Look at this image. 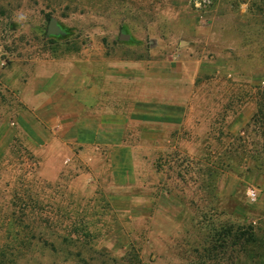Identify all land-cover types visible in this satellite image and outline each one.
<instances>
[{
    "label": "rangeland",
    "instance_id": "374dc122",
    "mask_svg": "<svg viewBox=\"0 0 264 264\" xmlns=\"http://www.w3.org/2000/svg\"><path fill=\"white\" fill-rule=\"evenodd\" d=\"M0 264H264V0H0Z\"/></svg>",
    "mask_w": 264,
    "mask_h": 264
},
{
    "label": "built area",
    "instance_id": "2783aa9c",
    "mask_svg": "<svg viewBox=\"0 0 264 264\" xmlns=\"http://www.w3.org/2000/svg\"><path fill=\"white\" fill-rule=\"evenodd\" d=\"M250 197H251L252 200L255 199V195L253 193L250 195Z\"/></svg>",
    "mask_w": 264,
    "mask_h": 264
},
{
    "label": "clouds",
    "instance_id": "9594fccd",
    "mask_svg": "<svg viewBox=\"0 0 264 264\" xmlns=\"http://www.w3.org/2000/svg\"><path fill=\"white\" fill-rule=\"evenodd\" d=\"M23 17H21V19H22Z\"/></svg>",
    "mask_w": 264,
    "mask_h": 264
}]
</instances>
